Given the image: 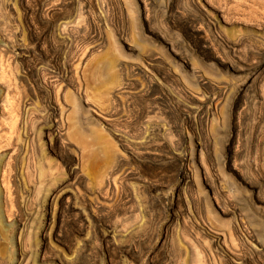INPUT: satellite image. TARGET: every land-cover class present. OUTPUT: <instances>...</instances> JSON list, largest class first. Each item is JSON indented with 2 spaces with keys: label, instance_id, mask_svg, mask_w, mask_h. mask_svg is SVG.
I'll use <instances>...</instances> for the list:
<instances>
[{
  "label": "rangeland",
  "instance_id": "obj_1",
  "mask_svg": "<svg viewBox=\"0 0 264 264\" xmlns=\"http://www.w3.org/2000/svg\"><path fill=\"white\" fill-rule=\"evenodd\" d=\"M0 264H264V0H0Z\"/></svg>",
  "mask_w": 264,
  "mask_h": 264
},
{
  "label": "bare ground",
  "instance_id": "obj_2",
  "mask_svg": "<svg viewBox=\"0 0 264 264\" xmlns=\"http://www.w3.org/2000/svg\"><path fill=\"white\" fill-rule=\"evenodd\" d=\"M187 65V64H186ZM1 89H2V87H1ZM58 107V108H57ZM76 107H77V110H80V109H82L81 108V105H79L78 103L76 104ZM58 109H60L59 108V106H52V110H53V112H54V114L55 113H58V112H60V114H61V109L60 110H58ZM58 135H59V133L57 132L56 133V135L55 136H57L58 137ZM194 156V155H193ZM38 176H39V179H43L44 177H46V175H47V172H46V170L43 168V167H40L39 168V172H38ZM48 207L49 208H51V204L49 203L48 204ZM46 234V233H45ZM216 234V233H215ZM220 234V233H219ZM47 236V235H46ZM49 237V236H48ZM44 238V237H43ZM46 239V238H45ZM49 239V238H48ZM217 241L218 242H221V238L219 237L218 239H217ZM216 242V241H215ZM46 247L48 248V242H47V244L44 242L43 243V248H44V250L46 249Z\"/></svg>",
  "mask_w": 264,
  "mask_h": 264
}]
</instances>
